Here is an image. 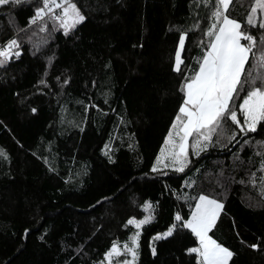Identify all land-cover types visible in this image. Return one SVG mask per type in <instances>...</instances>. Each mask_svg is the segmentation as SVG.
Instances as JSON below:
<instances>
[{"label":"trees","instance_id":"1","mask_svg":"<svg viewBox=\"0 0 264 264\" xmlns=\"http://www.w3.org/2000/svg\"><path fill=\"white\" fill-rule=\"evenodd\" d=\"M75 3L85 20L67 34L51 14L31 21L42 0L0 7V47L19 45L0 65V264H102L113 242L129 243L136 232L128 219L145 216L152 219L140 229L134 264L191 262L196 254L186 250L198 240L175 214L187 219L201 193L224 204L209 234L233 250L230 264H264V122L230 141L237 126L225 121L223 147L191 156L183 172L152 170L185 74L198 68L208 41L209 4ZM249 12L245 0H232L228 14L256 37L257 52L264 29L260 18L247 23ZM173 223L172 235L153 239Z\"/></svg>","mask_w":264,"mask_h":264},{"label":"snow or ice","instance_id":"2","mask_svg":"<svg viewBox=\"0 0 264 264\" xmlns=\"http://www.w3.org/2000/svg\"><path fill=\"white\" fill-rule=\"evenodd\" d=\"M14 2L19 4L20 0ZM231 2L232 0H205V3L211 7L212 22L204 33L208 41L204 44L202 56L197 61L198 68L190 75L185 74L180 89L183 93V102L165 138V147L161 149L156 164L153 165L154 172L158 170L157 165L165 168L175 167L177 171L183 172L190 163V137H193L191 147L196 156L213 144H220L223 147L219 137L225 134V121L230 120L237 126L228 137L230 141L235 140L238 132L256 131L258 124L264 122V37H261L260 49L254 52L257 47L256 37L245 31L238 19L230 17L228 11ZM7 3L9 0H0V5ZM56 10L59 12L57 13ZM258 12L259 27L264 29V0H254L246 18L247 23L255 26ZM49 14L54 22L59 23L65 34L85 20L81 10L71 0H42V6L35 9L31 21L34 23L38 19L42 20ZM198 26L197 20L193 27ZM186 35L187 32L181 31L179 48L175 52L174 70L177 72L181 71L183 63L181 50ZM18 47L16 39H10L5 46L0 47V65L13 54L19 55V52L13 53V49ZM250 54L252 64L246 68ZM41 83L45 82L41 81ZM241 93H244L242 102L234 103L235 98ZM32 111L35 112L36 109L33 108ZM239 114H242V119ZM108 147L105 145L106 149ZM0 155H6L3 149H0ZM260 169L264 170V160L260 163ZM255 176L256 173L253 172L249 177L253 185L257 183ZM261 187L264 189V177L261 178ZM145 206L151 207L149 204ZM223 208L224 204L221 200L201 193L191 207L187 219L179 212L175 214V221L179 222V227L190 229L198 240L197 246L186 250L196 254L198 264H230L235 255L233 250L209 234L215 227ZM151 219V216L142 219L132 217L128 219L127 224L134 225L139 230ZM176 228L177 223H173L167 231L158 233L153 239L168 237ZM139 235L137 231L130 238L131 246L125 242L123 247H120L117 242H113L109 250L104 253L108 264H113V259L122 254H130L131 260H123L119 264H134L138 257ZM250 247L258 249L260 244L254 243ZM152 252L155 254V247L152 248Z\"/></svg>","mask_w":264,"mask_h":264},{"label":"rangeland","instance_id":"3","mask_svg":"<svg viewBox=\"0 0 264 264\" xmlns=\"http://www.w3.org/2000/svg\"><path fill=\"white\" fill-rule=\"evenodd\" d=\"M11 0H9V2H10ZM246 1V3H247V8L249 7V9H251V6H252V4L254 3V0H245ZM71 2H73V3H75V0H71ZM4 5H6V4H4ZM2 5H0V7H1ZM259 18H260V14H259V12H258V14H257V20H259ZM242 42H245V41H242ZM254 52H256V51H254ZM250 56H251V54H250ZM236 101H237V97L235 98V100H234V103H236ZM240 115V117H241V119H242V114H239ZM167 137V136H166ZM192 142H193V137H190L189 138V159L191 158V156H193L194 155V153H193V149H192V147H191V144H192ZM165 147V144H163V146L161 147V149L162 148H164ZM160 152H161V150H160ZM160 152H159V154L157 155V156H159L160 155ZM156 160H157V158H156ZM156 160H155V162H154V164H156ZM170 163V162H169ZM157 168L158 169H165V167H163V166H161V165H157ZM168 168H170V169H176L175 167H168ZM187 184V180H186V182H185V185ZM205 195H211L213 198H215V199H218L217 197H214L212 194H205ZM198 198V197H197ZM196 198V199H197ZM220 200V199H219ZM195 203V202H194ZM132 218V217H131ZM136 219H139V218H137V217H135ZM134 226V225H133ZM134 228H135V226H134ZM142 228V227H141ZM136 229V228H135ZM137 231H139V233H140V229L139 230H137L136 229V232ZM139 239V238H138ZM123 244L124 243H122V244H119L120 245V247H123ZM129 246H131V240H130V242H129ZM123 260H131V255L130 254H128V255H121V256H119V257H115L114 259H113V264H119V262L120 261H123ZM102 264H108V261L106 260V258H105V260H104V262L102 263ZM185 264H198V261H197V259H195V260H193V261H191V262H187V263H185Z\"/></svg>","mask_w":264,"mask_h":264}]
</instances>
